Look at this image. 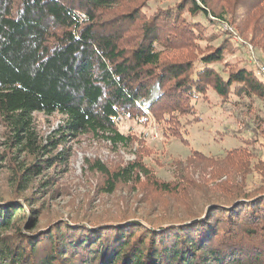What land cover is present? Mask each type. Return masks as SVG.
<instances>
[{
    "label": "trees",
    "instance_id": "obj_1",
    "mask_svg": "<svg viewBox=\"0 0 264 264\" xmlns=\"http://www.w3.org/2000/svg\"><path fill=\"white\" fill-rule=\"evenodd\" d=\"M146 1L116 13L121 0H0V120L17 151L48 154L87 134L128 146L119 119L162 113L177 125L178 115L199 114L208 89L253 116V131L264 135L253 104L264 100V79L246 66L217 69L232 55L230 41L192 59L169 58L205 41L217 20L251 35L264 54V0H178L145 18ZM156 85L161 94L151 100ZM35 114L64 117L50 147L35 145ZM255 140L223 157L173 162L168 181L143 158L115 171L88 163L106 179V194L135 184L154 195L142 191L134 211L76 212L66 222L45 207L49 183H41L44 193L35 187L43 165L34 164L0 195V264H264V145ZM69 158L64 149L47 163Z\"/></svg>",
    "mask_w": 264,
    "mask_h": 264
},
{
    "label": "rangeland",
    "instance_id": "obj_2",
    "mask_svg": "<svg viewBox=\"0 0 264 264\" xmlns=\"http://www.w3.org/2000/svg\"><path fill=\"white\" fill-rule=\"evenodd\" d=\"M142 1L121 0V7L114 11L116 13L125 11L122 8L123 5L127 4L130 8ZM177 1L147 0L142 14L148 18L157 9L174 6ZM214 23L213 26H208L211 36L205 41L197 40L192 43L190 41L187 49H174L169 58L178 61L192 59L211 51L218 42L227 39L232 44L233 52L217 66V69L235 70L246 66L264 79L261 74V68L264 67V54L253 43L251 35L241 36L230 22L224 23L217 20ZM228 33L233 36L230 37ZM160 94L161 91L156 85L151 100ZM151 100L145 102L149 104ZM253 104L254 113L264 119V100L254 99ZM197 107L198 115L193 113L175 117L179 120H176L177 125L175 122H167L174 115L162 113L159 119L152 113H147L143 117L138 115L137 118L119 119L117 121L119 131L132 139L128 146H113L101 137L87 134L71 139L66 145H59L56 151L48 154H43V150L37 154H31L27 150L17 151L18 148L12 144V134L0 120V195L6 196L12 192L13 182L11 181L22 175L23 170L34 164H41L43 165L40 169L41 174L34 176L35 187L44 193L42 190L44 186L41 183H49L47 191L51 193V197L42 198V201L46 203L45 207L50 214L60 213L64 222L71 217H76L78 212L100 216L108 215L106 213L109 209H115V212L118 208L121 211L124 209L134 211L137 200L145 197L142 191H148L154 195V192L148 189L150 187L119 184L115 193L106 194L104 193L106 179L101 174L90 170L88 163L100 162L111 171H115L135 162L138 158H143L157 178L168 181L172 179L175 171L173 162H185L195 153H202L208 157H223L232 149L247 147L246 141L254 142L255 139H259L257 147L264 145V135L253 131L257 127L252 123L253 116L245 115L247 112L244 109L241 111L227 107L212 89H208L199 97ZM63 120L64 117L58 114L53 116L35 114L36 147H50L49 145L52 144L50 141L56 139L62 131ZM247 123H250L252 128H248ZM64 149H67L70 154L68 164L61 161H57L56 164L47 163V160L55 158ZM259 154L263 155L261 157L264 159V152ZM38 230L39 228L36 231Z\"/></svg>",
    "mask_w": 264,
    "mask_h": 264
},
{
    "label": "built area",
    "instance_id": "obj_3",
    "mask_svg": "<svg viewBox=\"0 0 264 264\" xmlns=\"http://www.w3.org/2000/svg\"><path fill=\"white\" fill-rule=\"evenodd\" d=\"M261 74L264 76V67L261 68ZM137 106L141 109L142 107L140 106L139 103H137ZM145 106H147V102L145 103Z\"/></svg>",
    "mask_w": 264,
    "mask_h": 264
}]
</instances>
